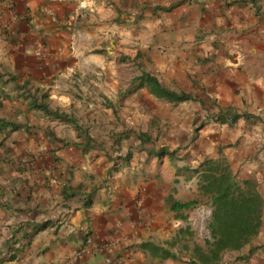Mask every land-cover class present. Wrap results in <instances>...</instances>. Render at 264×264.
<instances>
[{
  "label": "crops",
  "instance_id": "1",
  "mask_svg": "<svg viewBox=\"0 0 264 264\" xmlns=\"http://www.w3.org/2000/svg\"><path fill=\"white\" fill-rule=\"evenodd\" d=\"M88 1L83 8L81 0H0V125H21L0 128V264H64L81 249L89 233L98 243L118 241L123 264H187L177 256L154 254L141 244L150 241L172 253L165 243L179 232L184 210H174L173 205L185 202L180 191L173 190L178 186L173 180L192 167L158 160L160 150L150 145L155 135L148 139L145 134L148 120L138 126L132 143L119 139L122 149L117 157V143L105 146L103 137L85 136L75 114L81 129L59 119L46 120L49 116L43 111L29 107L30 95L49 90L52 102L70 114L82 99L81 77L89 74L98 82L96 91L87 93L91 100L92 95L116 97L120 86L114 61L99 51L91 54L107 40L106 51L120 49L119 54L129 60L143 61L144 71L162 83L192 78L196 86H207L208 100L217 98L218 106L206 104L209 112L241 118L233 124L220 121L202 126L204 136L192 147L188 164L194 157L200 163L226 161L238 178L263 180L257 187L264 203V0H185L170 13L154 12L161 0H146L154 5L146 13L152 17L145 18L137 35L125 13L116 20L115 10L102 5L105 0ZM52 6L61 10V21ZM36 11L50 23L37 25ZM165 14H169L166 23ZM51 25L48 31H56L52 37L37 31ZM35 36L37 49L48 54L44 58L34 55ZM44 40L49 42L40 45ZM100 76L111 78V88L100 82ZM137 91L135 95L148 96L159 110L174 104L160 103L162 99L146 88ZM195 99L181 102L190 119L199 113ZM104 111L115 121L117 111L110 107ZM179 114L172 113L176 124L172 128L186 133L183 140L187 141L196 121L184 118L179 123ZM243 114L256 123H246ZM139 116L135 123L143 121L144 115ZM113 126L118 131L131 128ZM164 156L170 159L169 154ZM263 226L264 204L258 234ZM108 256L90 248L75 264H115L107 262Z\"/></svg>",
  "mask_w": 264,
  "mask_h": 264
},
{
  "label": "rangeland",
  "instance_id": "2",
  "mask_svg": "<svg viewBox=\"0 0 264 264\" xmlns=\"http://www.w3.org/2000/svg\"><path fill=\"white\" fill-rule=\"evenodd\" d=\"M185 0H169V1H160L159 4H156L154 12H157V10L170 13L173 8L178 7L177 4L181 3ZM41 5H45L41 3ZM81 7L86 8L89 5L88 0H81V3L79 4ZM105 10L112 8L115 10V19L121 17L123 13L126 14V16H129L131 18V25L134 27L133 33L137 35V32L141 30L140 27L143 26L142 22L145 20L146 17H152L147 15L146 13H150L152 11L154 5L149 3V1L146 0H105L104 3H102ZM158 7H164L163 9H159ZM38 9V8H37ZM50 9L56 13L57 19L61 21V10L58 7L52 6ZM73 13L75 12V9H70ZM169 14H165L163 22L166 23V21H169ZM44 18H47L46 20ZM127 22V21H126ZM35 23L37 25H40V23L49 24L48 17L43 16L41 13L36 11L35 15ZM117 24L123 25L126 23L117 21ZM53 25L48 27H41L37 29L39 33L46 31L45 37L49 38L55 35L56 31H48L50 28H52ZM215 34V33H213ZM37 36V35H36ZM33 38L34 42V50H38L34 52L35 57L40 56V58H44L48 54L43 49H37L38 42H36L37 39ZM43 37V36H42ZM41 37V38H42ZM48 40L40 41V45H46ZM51 43H55V39L52 38L50 40ZM109 40H107L106 43L101 44L102 47L98 48L96 47L95 50L91 51V54L97 53L99 51V55H104L105 59H109L110 61H114V67L116 69V80L119 82L120 86V92L116 95V97H113L111 100L106 99L104 96L95 97L91 100V96L89 97L87 93H93L96 91V83L97 81L92 79V76L89 74H86L85 76L81 77L80 87H78V91L81 94V102L80 104L75 108L74 105L72 108L74 110L70 111L71 116H75L78 118L79 123L82 125V133L86 136H89L92 134L96 138L103 137L101 140L105 143V146L108 145V143H111V146L113 147L115 143L118 144L119 147H116L114 149V152L116 153V156H119V153L121 152L122 147L119 144V139H123L124 143L127 142V144L132 143L135 140V137L137 136V132L139 127L141 128L140 124H143L145 121L148 122L147 127V133H145L148 136L152 135L154 133L155 136H151L153 140H151V146H153L155 149L161 150L165 149L167 152H169V157H165V154H159L158 160H163V164L170 165L171 163H175V161L179 162L180 164H183L184 166H190L192 168H189L185 170L184 172H181L179 174L178 178H174L173 183L178 185L173 188L174 191H180V196L182 197V201H193L195 200L196 203L192 207L188 209H184L180 213V219H179V226L180 229L179 232L174 234L173 236L170 235V240H168V243H165V246L169 247L172 250V253H174L179 261L185 262L187 264L190 263L191 255L193 254V250L196 245L202 246L206 248L207 241H212V235L210 230V220L212 216V204L210 199L207 196H203L200 192V184H199V176L195 173V176H193V171L196 169L200 163V160L194 157V162L188 164V159H191L192 157H189L191 150L194 147V144L197 140H199L202 136H204V133L202 131L203 127L207 122L213 123V122H220L225 123L228 122L230 124H233L236 122V120H239L241 116H234L230 115L228 113H215V112H209L208 107H206V104L208 106L213 105H219L217 98L214 97L212 101L208 100L204 94V91L207 89L206 85H195L194 80L191 78V81L188 79V77H183L180 79H173L171 82L163 83L167 87L178 91V92H186L192 94L194 97H196V103H193L198 109L197 112L198 115L194 116V119H190L192 116L191 114L188 115L185 113L182 106L185 103H174L170 105H166L164 103H169L166 100H159L160 103L164 104V107L159 110L157 109L156 105L153 104V102L148 98V96H137L135 93L131 96V98L127 101L125 96H123V93L127 92L128 90H132L136 87L138 82L132 83L133 79L135 77L140 76L144 69H146L145 64H143V61H139V59H131L129 60L124 56V53H121L120 49H116L114 52H109L105 50V47L108 45ZM101 75V74H100ZM100 82L105 84L108 88H111L112 80L109 77L100 76ZM193 82V83H192ZM210 88V87H208ZM139 90V89H138ZM199 90V91H198ZM137 91V90H136ZM138 92V91H137ZM136 92V93H137ZM211 92L208 90V93ZM48 95L47 97L43 98V101L47 103L51 109L54 110H61L60 105L53 103L52 98H50L49 90H46L44 92H39L37 95L38 97H41V94ZM129 95V94H128ZM126 95V96H128ZM212 99V98H211ZM126 100V101H125ZM92 103V105H91ZM125 103V104H123ZM30 107V106H29ZM91 107H93L96 112L91 110ZM108 107L114 109V111H117L115 121H113V117H109L107 115V112L104 111L105 109H108ZM123 107L122 110L118 111L119 108ZM31 108V107H30ZM132 109V110H129ZM31 110V109H30ZM205 110L206 113H202V111ZM38 111V110H37ZM41 111V110H40ZM129 111V113L127 112ZM161 111L163 113H161ZM42 112V111H41ZM94 112V116H93ZM180 113L179 114V123H183L182 120L185 118L187 121L189 119L190 122L196 121V129L193 131V135L189 138V140L184 141L183 139L186 138V133H180L176 131V128H172L173 124H175L172 117V113ZM44 113V112H43ZM118 113L120 115H118ZM159 113V114H157ZM45 114V113H44ZM139 114L144 115L141 120H143L140 123H135V120L141 116ZM42 113H39V116H41ZM46 115V114H45ZM98 115V116H97ZM249 114H243L244 120L246 123H256V120L252 117H247ZM48 116V115H47ZM236 117V118H234ZM53 117L50 116L46 119L51 122ZM233 119V120H232ZM232 120V122H230ZM58 121V120H57ZM235 121V122H233ZM60 122V121H58ZM113 124H125V125H131V128H127L121 131L116 130V126H113ZM176 125V124H175ZM139 126V127H138ZM127 127V126H125ZM140 134H143L142 131H140ZM144 135V134H143ZM90 137V136H89ZM150 137V138H151ZM107 138H110L108 140ZM108 140V141H107ZM175 142H172L174 141ZM114 143V144H113ZM165 144L163 147H160V144ZM167 143V144H166ZM174 150L172 152L169 151V147L171 145H176ZM125 150L128 148H133V144L129 147H126ZM170 153H173L170 155ZM173 158L174 160H172ZM202 158V155H201ZM157 160V161H158ZM159 163L157 162L155 164V167L157 169ZM196 166V167H195ZM186 168V167H185ZM194 177V178H193ZM260 180V179H259ZM258 179H254V181L257 186L259 183L263 182V180L259 182ZM151 182V181H150ZM166 188V185L165 187ZM261 188V187H260ZM187 228V229H186ZM183 230H186L183 232ZM262 234H257L255 237L252 238V240L247 243L243 248L239 250H231L225 252L221 259L216 264H264V226L262 228ZM166 241V240H165Z\"/></svg>",
  "mask_w": 264,
  "mask_h": 264
},
{
  "label": "trees",
  "instance_id": "3",
  "mask_svg": "<svg viewBox=\"0 0 264 264\" xmlns=\"http://www.w3.org/2000/svg\"><path fill=\"white\" fill-rule=\"evenodd\" d=\"M160 8L163 9L164 7ZM135 82H138L136 87L123 93V96L140 88H146L157 98L172 103H180L194 98L190 93L178 92L167 87L157 76L150 72L144 71L140 76L133 79L132 83ZM39 92L37 90L30 95L31 108L39 109L54 119L73 124L77 129H81L75 117L64 111L51 109L43 101V98L48 95L42 93L41 97H38ZM247 117H251V115H247ZM6 126L13 129L21 127L20 124L1 122V129ZM159 154H169V152L161 149ZM194 171L199 176L201 193L211 199L210 230L213 240L207 241L206 248L196 245L190 263L216 264L225 252L243 248L259 233L263 222V196L254 181L238 178L230 165L222 159L206 160L200 163ZM195 203L196 201H178L174 203L173 208L180 211L190 208ZM185 231L183 230V232ZM141 247L148 248L152 253L161 254L166 258L176 257L169 249L160 247L150 241L143 242ZM13 258L14 255L10 259Z\"/></svg>",
  "mask_w": 264,
  "mask_h": 264
},
{
  "label": "built area",
  "instance_id": "4",
  "mask_svg": "<svg viewBox=\"0 0 264 264\" xmlns=\"http://www.w3.org/2000/svg\"><path fill=\"white\" fill-rule=\"evenodd\" d=\"M90 248L98 253L109 254L108 263L123 264L124 257L120 253L119 242L115 239H109L103 243H98L94 236L89 233L86 235L83 245L72 257L64 264H75Z\"/></svg>",
  "mask_w": 264,
  "mask_h": 264
}]
</instances>
